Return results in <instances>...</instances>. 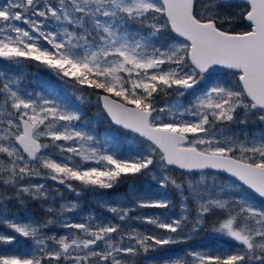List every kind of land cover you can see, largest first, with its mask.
<instances>
[{"label": "snow or ice", "instance_id": "1", "mask_svg": "<svg viewBox=\"0 0 264 264\" xmlns=\"http://www.w3.org/2000/svg\"><path fill=\"white\" fill-rule=\"evenodd\" d=\"M0 264H264V0L0 5Z\"/></svg>", "mask_w": 264, "mask_h": 264}, {"label": "rangeland", "instance_id": "2", "mask_svg": "<svg viewBox=\"0 0 264 264\" xmlns=\"http://www.w3.org/2000/svg\"><path fill=\"white\" fill-rule=\"evenodd\" d=\"M5 2H6V0H0V5H3ZM13 71H15V69H13ZM22 81H23L24 87L27 88L29 91L42 93L44 95L49 94V90H50L48 87L49 85L52 88H55L57 90V92H59L61 95H63L67 91L65 89V87L63 86L62 82L59 81L52 73H50L47 69H44L42 67H37L35 64L27 65L23 69ZM83 110L86 113V115L84 117L85 119L91 120V119L95 118L96 106L94 104L84 105ZM108 128H106V126L103 124V122H99L97 124L96 131L100 135H104L106 130H108ZM132 138H133V135L129 134L127 136V139L124 141L123 148L125 151L129 150V148L131 147V145L129 144V141H131ZM147 183L149 185L151 183V181L148 180V182H146L145 179H142L143 189L147 186ZM64 194L69 200L79 199L80 205H81V212L84 215H87L89 213H93L96 216L101 217L102 219H103V215L100 213V211H103V210L100 207H98V201L99 200L107 199V198H111V199H123L124 198L123 195L108 194V193H104L100 190L84 192L80 197H76L72 193H68L66 191ZM85 196H86V198H84ZM41 211L39 214H37L35 216L42 217L44 215V213H43V211L42 212ZM141 211L144 213H148L147 209L141 210ZM79 219H80L79 216L74 217V220H76V221H78ZM136 226L140 227V228H149L150 227V226L144 225V224H139ZM202 237H203V239H201L200 237L199 238L201 240L196 238V240H194L192 243L196 246L206 245L205 240H207L208 238L212 242V239L210 237H208L206 235H203Z\"/></svg>", "mask_w": 264, "mask_h": 264}, {"label": "trees", "instance_id": "3", "mask_svg": "<svg viewBox=\"0 0 264 264\" xmlns=\"http://www.w3.org/2000/svg\"><path fill=\"white\" fill-rule=\"evenodd\" d=\"M103 124L106 126V128H108L109 127V125H108V123H105V122H103ZM103 128V127H102ZM129 135V134H128ZM146 182H148V180H146ZM147 187H148V183H147V186L144 188L145 190L147 189ZM136 188L139 190V189H143V185H142V179L140 180V181H138L137 182V184H136ZM130 190V185H121V186H119L117 189H114L113 190V193H115L116 195H125V193L127 192V191H129ZM117 192V193H116ZM148 210V213H152V212H156L157 210H155V209H147ZM29 211H30V213L31 214H33V215H37V214H39L40 213V207H39V205L38 204H30V206H29ZM42 212V211H41ZM21 214H23V213H21ZM110 217H108V218H105V219H109ZM104 219V218H103ZM204 234H202L201 236H200V238L201 239H203V236ZM199 237H198V239L199 240H201ZM205 244L207 245V246H213V244H214V242L212 241H210V239L208 238L207 240H205ZM217 246H219V245H217Z\"/></svg>", "mask_w": 264, "mask_h": 264}]
</instances>
